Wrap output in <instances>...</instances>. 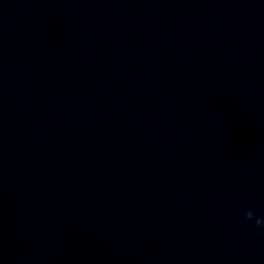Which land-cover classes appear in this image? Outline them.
Masks as SVG:
<instances>
[{"label":"clouds","instance_id":"9594fccd","mask_svg":"<svg viewBox=\"0 0 264 264\" xmlns=\"http://www.w3.org/2000/svg\"><path fill=\"white\" fill-rule=\"evenodd\" d=\"M254 218L253 211L249 210L245 213V220L252 221ZM255 223L258 227H264V218H255Z\"/></svg>","mask_w":264,"mask_h":264}]
</instances>
